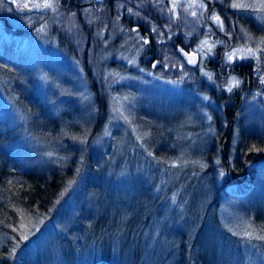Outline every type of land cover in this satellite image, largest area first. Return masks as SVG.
Here are the masks:
<instances>
[{
    "label": "rangeland",
    "instance_id": "1",
    "mask_svg": "<svg viewBox=\"0 0 264 264\" xmlns=\"http://www.w3.org/2000/svg\"><path fill=\"white\" fill-rule=\"evenodd\" d=\"M86 1L76 10L0 0V129L12 133L19 163L2 183L24 169L62 172L44 216L0 213L11 263L176 264L203 220L196 241L208 242L217 264H264V0H113L115 13ZM176 39L198 53L197 65L177 53ZM221 44L218 67L243 60L257 75L246 81L207 66ZM244 150L255 151L253 178L213 195L217 229L204 213L213 188L202 168L207 159L234 163Z\"/></svg>",
    "mask_w": 264,
    "mask_h": 264
},
{
    "label": "trees",
    "instance_id": "2",
    "mask_svg": "<svg viewBox=\"0 0 264 264\" xmlns=\"http://www.w3.org/2000/svg\"><path fill=\"white\" fill-rule=\"evenodd\" d=\"M66 2H64V0H59V3H63L65 4V6L68 7H72V8H79L80 5H77V2H80L81 5L82 4V0H77L76 2L72 3L73 0H65ZM106 3V8H105V13H108V9H113V12L115 13V9L117 10V5L114 3L113 0H103ZM116 1V0H115ZM113 3V4H112ZM228 8V7H227ZM227 8L223 5V7L221 6L220 9H225L227 10ZM76 9V10H77ZM206 12V11H205ZM205 12L203 13V15L205 14ZM160 17H157V19L159 20ZM81 19V18H79ZM104 20L102 19L101 16H99L97 18V21L94 23L93 27H98L100 28V24H103ZM207 22V21H206ZM134 25V24H133ZM138 30H144V28H138ZM107 31H109V28L107 29ZM106 32V31H105ZM144 32L147 34V31L144 30ZM211 33V32H210ZM119 34L115 33V38L117 39H113L109 42V44H117L118 43V38H119ZM223 37V36H221ZM176 42H178V39L174 40V43L176 44ZM101 43V41L99 42L98 40V45ZM125 45H129L127 42L125 43ZM100 46V45H99ZM213 70H215L216 68L212 67ZM258 84H251L250 87H257ZM106 98V94H104L103 92L97 97V99H102L101 101L103 102L104 99ZM99 110V113L102 112L103 108L102 106H98L97 107V111ZM97 118H95V126L99 124V117L96 115ZM39 122V121H38ZM37 122V123H38ZM34 124V123H33ZM42 124V123H41ZM34 128V129H33ZM32 131L37 130L35 128V126L31 127ZM225 131V130H224ZM12 139V133H10L8 130H3L0 129V213H4L6 208L7 209H11L14 210L13 207H16V209H20V210H25L31 214H37L39 216H44L45 215V209H47L49 207V204L51 205H55V199L58 197L59 191L61 190V186L58 187L57 185L59 184V182L61 181V175L62 172L59 171L58 169H35V170H22L21 172V177H17V180H12L10 183V186H6V187H10L9 189L4 187V183H2V181L12 173V171H17L14 170V168H19V163L16 161V159H18L17 155L11 150L10 146H8L10 140ZM220 141H222L220 139ZM246 153L248 154V156L246 157V160H244V156H246ZM264 153V152H262ZM242 154L244 155L243 157L240 158H235V162L234 163H230V162H223L222 160H220L215 164H212V160H208L206 157L205 159H207V163L205 164V166L202 168V172H204V175H210V177L206 178L207 181L209 179V182L212 184L213 189H211V195L209 196V199L206 202V205L204 206L205 208V212L204 213H208L210 212L212 214V218H213V224L216 225L217 229H220V226L222 227V224L220 223L219 219L217 218V215L215 213V211H212L209 209L210 204L214 203V197L213 195H215V193H221L223 192H237V191H242L244 190L246 187H248L249 183L251 182L253 175H254V171H252L251 167L249 165H251L252 162L254 161H250L254 160L256 157L255 151H242ZM84 165V162H83ZM228 166V168H227ZM56 168V166H55ZM81 164L79 166V169L77 167V170L74 172V176H77L79 173V170H81ZM212 169V170H211ZM19 171V169H18ZM220 171V181L216 182L215 177L217 176V172ZM60 172V173H59ZM67 175V174H65ZM198 177H199V172L198 174H196V183L198 181ZM66 184V182H65ZM64 184V185H65ZM3 188H6L4 192ZM63 188V187H62ZM3 191V194L2 192ZM57 196V197H56ZM212 202V203H211ZM8 203L13 204L12 206H10V208H8ZM105 211L107 212V214L109 213V209L105 207ZM103 212V211H100ZM99 220L100 218H102V214H100L98 216ZM98 223V220L96 219L93 223V226H96ZM109 221H106V228L104 229L107 230L110 225ZM203 220L199 222L192 240L190 241L188 247L185 246V248L183 249H179L178 250V258L176 259L177 263L176 264H217L216 259V253L214 254L213 252H209L208 248H204L207 247L206 244L208 243H202V242H197L196 241V237L198 235V233L201 231V228L203 227ZM0 225H4L5 224L0 222ZM130 226V225H128ZM8 229H10L8 227ZM127 230V228H125V231ZM213 236V234H212ZM208 241V240H207ZM181 244H185L184 242L180 241ZM214 244V242H213ZM186 245V244H185ZM0 264H12L11 261V257L9 256V252L10 249L8 248L7 243H2L0 244ZM187 250V251H186ZM222 250V249H221ZM186 251V252H185ZM208 252V253H207ZM109 254V253H108ZM197 254V256L199 255V257L201 256V262L197 263L196 262V258L194 257ZM219 254V253H218ZM118 256V254H114V256H110V257H116ZM207 259V260H206ZM121 261H119L118 259L115 261V263H120ZM107 263L109 264V262L107 261ZM122 263V262H121ZM132 264H135L134 261H132Z\"/></svg>",
    "mask_w": 264,
    "mask_h": 264
},
{
    "label": "flooded vegetation",
    "instance_id": "3",
    "mask_svg": "<svg viewBox=\"0 0 264 264\" xmlns=\"http://www.w3.org/2000/svg\"><path fill=\"white\" fill-rule=\"evenodd\" d=\"M86 2H89V0H87ZM221 35L223 36V39L227 38V33H223L221 32ZM228 39V38H227ZM175 44V43H174ZM177 44L179 43H176L175 46H177ZM228 46H223L222 44L221 45H217L215 48H214V51L216 53V56H212V57H209L206 59L205 61V64L208 66H211V67H214L216 68L215 70H217V72L220 73V70L221 71H225V73L228 72L229 73H234V74H238L240 76H242L243 78L245 77V80L247 81L249 78L251 77H254L255 75H257L256 73V66L254 64H249L247 63L246 61H243V60H238L234 63H231L230 65H226L225 66V69L221 68V65L218 67L217 65L218 64H221L223 62V58H224V53L226 51ZM178 48H182V50H185L187 52H190V51H194L196 52L194 49H191L189 47H184V46H180ZM225 50V51H224ZM176 51L177 53L181 56L179 50L176 48ZM197 53V52H196ZM197 56H198V53H197ZM182 57V56H181ZM182 59L184 60V58L182 57ZM156 60L160 61V59L158 58H155V56L153 54H149V62L150 63H153L152 65L154 67L158 66L157 64H155ZM185 61V60H184ZM147 62V61H146ZM186 62V61H185ZM198 63V61H197ZM197 63L195 65H197ZM189 65V64H188ZM190 66H194V65H190ZM218 74V73H217ZM248 84V82H247ZM243 83L239 86V88L237 89H232V94L236 95V97L238 99H236V102L239 101L240 99V95L238 93H241V91L244 89L243 88ZM227 93V92H226ZM233 96V95H232ZM237 104H234L232 106L231 109H234V107L236 106ZM226 113H228L227 111V108L225 109Z\"/></svg>",
    "mask_w": 264,
    "mask_h": 264
},
{
    "label": "bare ground",
    "instance_id": "4",
    "mask_svg": "<svg viewBox=\"0 0 264 264\" xmlns=\"http://www.w3.org/2000/svg\"><path fill=\"white\" fill-rule=\"evenodd\" d=\"M181 51H184V53H186V54H187V53H193V56H194L193 59H194L195 61H194L193 63H189V61H187V60L185 59V57L183 56V54L179 51L180 54H182L181 56L184 58V60H186V63H187V64H189V65H195V64L197 63V61H198V56H197V53H196V52H194V51L187 52V51L182 50V49H181ZM159 63H160V61L156 60L155 64L158 65Z\"/></svg>",
    "mask_w": 264,
    "mask_h": 264
},
{
    "label": "snow or ice",
    "instance_id": "5",
    "mask_svg": "<svg viewBox=\"0 0 264 264\" xmlns=\"http://www.w3.org/2000/svg\"><path fill=\"white\" fill-rule=\"evenodd\" d=\"M50 5H51V0H46L44 7H49ZM25 7H27V5H25ZM213 19L219 21L220 18L218 16H216V17H213ZM232 58H233L232 55L228 56L229 60H232ZM190 62H193V61H190ZM238 83H239V81H235V84H238ZM230 90H231V86L229 87V91Z\"/></svg>",
    "mask_w": 264,
    "mask_h": 264
},
{
    "label": "water",
    "instance_id": "6",
    "mask_svg": "<svg viewBox=\"0 0 264 264\" xmlns=\"http://www.w3.org/2000/svg\"><path fill=\"white\" fill-rule=\"evenodd\" d=\"M177 49L183 54V56L185 57V59H186L187 61H189V63H193V62L195 61V60L193 59V57H194V56H193V53H187V54H186V53H184V51H181L182 48H177ZM182 54H181V55H182ZM186 60H185V61H186ZM190 61H193V62H190Z\"/></svg>",
    "mask_w": 264,
    "mask_h": 264
}]
</instances>
